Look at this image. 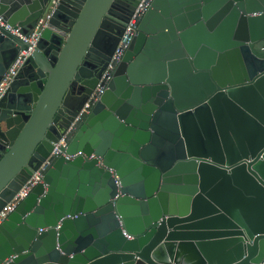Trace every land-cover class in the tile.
<instances>
[{"label":"water","instance_id":"water-1","mask_svg":"<svg viewBox=\"0 0 264 264\" xmlns=\"http://www.w3.org/2000/svg\"><path fill=\"white\" fill-rule=\"evenodd\" d=\"M47 2L0 0L18 28L0 24V80ZM138 2L58 0L0 97V209L66 132ZM66 141L79 153L0 222V264H264V0H151Z\"/></svg>","mask_w":264,"mask_h":264},{"label":"built area","instance_id":"built-area-1","mask_svg":"<svg viewBox=\"0 0 264 264\" xmlns=\"http://www.w3.org/2000/svg\"><path fill=\"white\" fill-rule=\"evenodd\" d=\"M151 0H139L135 6L133 12L131 13L128 21L125 23L124 31L119 38V41L111 54L105 68L103 69L101 75L98 78V82L95 88L87 97L86 101L83 103L82 107L79 109L77 114L74 116L73 121L68 126L66 132L53 144L51 151L48 156L40 163V165L35 169L27 180L20 186V188L14 193V195L5 203V205L0 209V222L4 220L7 215L16 207V205L30 192V190L40 181H42V176L44 172L51 166L53 160L59 155H63L66 158L72 159L77 153L68 154L61 150V146H65L66 135L71 132L74 128L75 122H80L84 116L89 112L93 104L98 100L100 94L105 88L106 83L111 78L114 68L117 63L121 60L125 50L127 49L132 37L136 34L138 20L141 15L144 13L148 7ZM58 0H48L45 7L43 8L42 13L37 18V21L34 27L31 29L27 36H21V38L29 44L26 49H20L10 63L6 71L4 72L0 80V97L4 94L11 81L17 74L18 70L23 65L26 57L32 51L37 39L39 38L41 32L46 26L48 20L50 19ZM5 28L10 29L15 34L17 33L18 28L13 29L7 24L0 22ZM93 154L89 156L92 157Z\"/></svg>","mask_w":264,"mask_h":264}]
</instances>
